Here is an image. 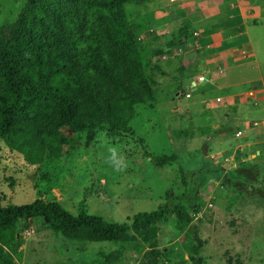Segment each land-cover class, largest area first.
I'll use <instances>...</instances> for the list:
<instances>
[{"label": "trees", "instance_id": "trees-1", "mask_svg": "<svg viewBox=\"0 0 264 264\" xmlns=\"http://www.w3.org/2000/svg\"><path fill=\"white\" fill-rule=\"evenodd\" d=\"M147 3L27 0L14 23L0 25V143L24 156L29 164L42 165L66 155L70 135L86 133V148L102 131L115 137L133 136L135 108L154 100L156 81L146 67L148 54L136 40L126 6ZM186 36L190 37L185 29L169 47H183ZM164 54L158 50L154 57ZM148 157L156 167L176 160V155ZM242 165L226 171L214 164L185 176V194L170 195L158 210L135 215L131 224L110 223L90 215L85 201L77 216L59 203L41 200L0 207V264H19V232L29 226L39 205L54 209V232L69 240L128 248L143 254L145 263L182 262V252L175 255L159 249V228L176 218L183 226L188 224L189 211H197L200 189L209 183L201 176L204 172L214 173L213 179L227 183L230 191L257 182H250L249 174L240 171L259 173V168L252 162ZM240 177L244 184L237 181ZM48 218L52 220V214ZM101 253L95 252V259L106 257ZM195 254L192 259L198 264L200 254Z\"/></svg>", "mask_w": 264, "mask_h": 264}, {"label": "rangeland", "instance_id": "rangeland-1", "mask_svg": "<svg viewBox=\"0 0 264 264\" xmlns=\"http://www.w3.org/2000/svg\"><path fill=\"white\" fill-rule=\"evenodd\" d=\"M148 3L151 4V0ZM148 3L143 7L126 6L127 19L137 42L143 31L142 26L137 25L138 17ZM26 4L27 0H0V25L14 23ZM149 26L147 24L146 28ZM251 87L248 85L247 89ZM189 89V81L180 86L165 84L154 93L155 103L153 100L137 106L131 122L134 137L130 134L115 137L102 131L86 148V133L70 135L66 155L42 165L29 164L24 156L0 143V207L30 205L41 200L46 204L59 203L77 216L80 203L85 201L90 215L110 223L131 224L135 215L158 210L170 195L182 196L187 191L185 176L214 164L221 166L223 162L216 157L212 162L200 152L214 144L220 131L208 129L218 117L203 107L198 113L190 111L194 104L215 98L222 91L216 85L201 82L198 90L191 92L190 99L184 95ZM261 119L252 120L249 127ZM222 127L225 132H236L229 124ZM112 146L127 160L128 166L123 171L108 162V149ZM147 154L153 157L176 155V160L156 167ZM234 163L223 164L241 169L238 162L236 167ZM245 172L250 182H257H251L247 189L241 185L240 191H230L227 183L213 179L212 172L199 173L202 178H208L209 183L200 189L197 211H189L188 224L183 226L176 218L158 231L161 251L184 254V261L175 264H195L192 258L196 252L200 254L198 264H264V169L259 173L240 171ZM237 181L243 182L241 177ZM184 202L188 205L187 200ZM36 209L35 216L28 221L29 226L19 232L22 243L16 255L19 264H155L145 263L143 254L128 248L79 243L57 235L54 232L57 218L50 208L39 205ZM99 250L106 257L95 259V252Z\"/></svg>", "mask_w": 264, "mask_h": 264}, {"label": "crops", "instance_id": "crops-1", "mask_svg": "<svg viewBox=\"0 0 264 264\" xmlns=\"http://www.w3.org/2000/svg\"><path fill=\"white\" fill-rule=\"evenodd\" d=\"M138 18L137 25L143 30L139 38L149 60L146 67L156 81L154 93L165 84L180 86L184 81L190 82V91L184 93L185 97L190 94L187 97L190 99L191 92L197 91L201 82L216 85L222 91L215 98L194 104L190 110L198 113L203 107L218 117L208 129L220 131L214 144L200 152L212 162L215 157L219 162L223 160L221 166L226 171L233 169V165L228 168L225 162H238L241 167L242 163L252 162L261 172L264 169V0H151L147 8L140 10ZM147 24L150 26L146 28ZM185 29L190 35L185 37L187 44L170 48L169 42ZM158 50L165 54L154 57ZM202 77L204 81L200 80ZM248 85L252 87L247 89ZM250 92L255 95L249 97ZM177 95L180 97L181 93ZM256 118H262L261 122L255 121L249 127V122ZM228 124L236 129L234 134L224 131L222 126ZM238 133L241 134L237 136Z\"/></svg>", "mask_w": 264, "mask_h": 264}, {"label": "clouds", "instance_id": "clouds-1", "mask_svg": "<svg viewBox=\"0 0 264 264\" xmlns=\"http://www.w3.org/2000/svg\"><path fill=\"white\" fill-rule=\"evenodd\" d=\"M108 162L118 171H123L127 168V160L120 153L119 149L115 146L109 147Z\"/></svg>", "mask_w": 264, "mask_h": 264}, {"label": "built area", "instance_id": "built-area-1", "mask_svg": "<svg viewBox=\"0 0 264 264\" xmlns=\"http://www.w3.org/2000/svg\"><path fill=\"white\" fill-rule=\"evenodd\" d=\"M200 80H201V81H204V78L202 77ZM254 95H255L254 92H250V93H248V96H249V97H253ZM186 96H187V97H190V94H186ZM217 101L220 102L221 99H218ZM255 125L258 126L259 123H255ZM240 134H241V133H238L237 136H239ZM26 234H30V232H29V231H26Z\"/></svg>", "mask_w": 264, "mask_h": 264}, {"label": "water", "instance_id": "water-1", "mask_svg": "<svg viewBox=\"0 0 264 264\" xmlns=\"http://www.w3.org/2000/svg\"><path fill=\"white\" fill-rule=\"evenodd\" d=\"M50 210H51L52 212H54V209L51 208Z\"/></svg>", "mask_w": 264, "mask_h": 264}]
</instances>
